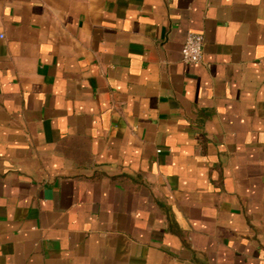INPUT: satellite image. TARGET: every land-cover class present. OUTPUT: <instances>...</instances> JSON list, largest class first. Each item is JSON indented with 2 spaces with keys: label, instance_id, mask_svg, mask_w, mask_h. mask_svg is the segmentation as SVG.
<instances>
[{
  "label": "crops",
  "instance_id": "crops-1",
  "mask_svg": "<svg viewBox=\"0 0 264 264\" xmlns=\"http://www.w3.org/2000/svg\"><path fill=\"white\" fill-rule=\"evenodd\" d=\"M0 264H264V0H0Z\"/></svg>",
  "mask_w": 264,
  "mask_h": 264
},
{
  "label": "built area",
  "instance_id": "built-area-1",
  "mask_svg": "<svg viewBox=\"0 0 264 264\" xmlns=\"http://www.w3.org/2000/svg\"><path fill=\"white\" fill-rule=\"evenodd\" d=\"M205 38L202 33L191 32L182 47V56L186 62L200 63L204 55Z\"/></svg>",
  "mask_w": 264,
  "mask_h": 264
}]
</instances>
